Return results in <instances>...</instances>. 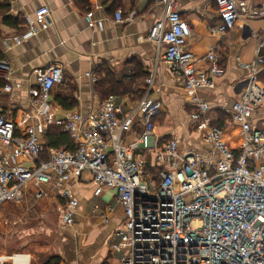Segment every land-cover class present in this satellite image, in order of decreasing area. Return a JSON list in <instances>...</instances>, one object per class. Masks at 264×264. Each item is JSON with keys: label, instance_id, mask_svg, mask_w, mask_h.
I'll use <instances>...</instances> for the list:
<instances>
[{"label": "built area", "instance_id": "1", "mask_svg": "<svg viewBox=\"0 0 264 264\" xmlns=\"http://www.w3.org/2000/svg\"><path fill=\"white\" fill-rule=\"evenodd\" d=\"M155 1L163 14L149 29L148 39L198 104L192 119L213 146L211 153H182L176 138L156 135L163 105L149 90L126 116L120 114L114 95L101 101L98 115L90 121L80 111L57 116L50 94L64 75L60 66L50 65L35 72L39 90L32 97L33 124L24 121L19 134L22 124L0 110V150L9 152L0 159V204L20 199L30 185L35 198L41 199L48 193L46 184L62 187L66 180L90 171L96 193L116 190L124 208L119 239L112 244L123 252L121 264H264V123L256 126L251 119L264 99V83L256 74L264 66V29L255 35L254 73L240 82L241 97L229 104L231 126L224 128L212 123L211 104L200 96L203 89H214L225 73L218 54L210 50L203 57L207 68L197 67L198 60L186 48L192 28L181 16L178 1ZM217 5L222 21L209 29L222 34L235 26L241 13L236 0H217ZM49 13L43 6L36 16ZM257 15L264 18V3ZM134 17L135 12H115L121 23ZM86 18L93 22L91 12ZM96 24L103 28L101 19ZM0 70L11 80L13 70L5 60L0 59ZM87 76L96 81L90 72ZM5 89L11 91L12 85ZM136 116L141 118L140 131L134 141L125 142L123 135L133 129ZM52 125L69 133L74 145L51 148L42 159L41 138ZM228 128L237 129L240 141L235 147L225 138ZM61 195L66 200L62 223L67 227L74 222L79 199L67 189Z\"/></svg>", "mask_w": 264, "mask_h": 264}, {"label": "crops", "instance_id": "2", "mask_svg": "<svg viewBox=\"0 0 264 264\" xmlns=\"http://www.w3.org/2000/svg\"><path fill=\"white\" fill-rule=\"evenodd\" d=\"M177 1L181 16L192 28L186 48L198 60L197 67L207 68L203 57L213 49L225 68V73L216 79V87L203 89L200 96L211 104L212 123L227 127L232 119L229 104L241 97L240 82L254 73L258 41L255 35L264 29V18L257 12L264 0H236L241 17L222 34H213L209 29L222 21L217 0ZM43 6L50 13L38 18L36 11ZM119 9L125 16L135 12L134 20L116 21L115 12ZM89 12L93 22L86 18ZM162 14L163 7L155 0H0V59L13 70L11 80H6L0 70L1 113L22 124L19 134L25 128L24 121L33 124L32 97L39 90L35 72L58 65L64 81L55 85L50 94L55 114L80 111L90 121L98 115L104 99L96 90V83L109 74L107 78L128 87L125 92L110 94L116 97L122 116L149 90L163 105L156 120V135L163 140L176 138L182 153H211L213 146L205 141V132L192 119L198 104L173 74L162 51L158 52L148 39L149 29ZM97 19L103 21V28L96 24ZM29 32L33 34L26 37ZM88 72L96 77L95 82L87 76ZM256 74L264 83V66ZM7 84L12 85L11 91L5 89ZM59 93L74 98L76 105L64 107L58 101ZM213 111L227 113V117L214 116ZM251 119L256 126L264 123V99ZM52 127L63 131L57 125ZM140 128L141 118L136 116L133 129L123 135L124 141H134ZM50 130L41 138L42 159L48 158V151L55 148L47 145ZM232 131L237 129L227 130ZM69 138L70 146L58 148H73L70 135ZM234 139L237 146L238 135ZM4 155L9 156V152L0 150V159ZM45 187L48 193L41 199L35 198L30 185L20 199L0 204L3 264H121L123 252L112 248L125 217L116 190L105 189L97 194L90 171L66 180L62 187L53 182ZM63 189L79 199L74 222L67 227L62 223L66 201L61 195Z\"/></svg>", "mask_w": 264, "mask_h": 264}, {"label": "trees", "instance_id": "3", "mask_svg": "<svg viewBox=\"0 0 264 264\" xmlns=\"http://www.w3.org/2000/svg\"><path fill=\"white\" fill-rule=\"evenodd\" d=\"M107 77H109V74L107 75ZM107 77L101 78L96 83V90L104 95V98H106L110 94L120 93L121 91L125 92L128 90L127 85H125L123 82H120V84H118V82H115L112 78ZM58 99L60 104H62L64 107L72 108L76 105V103L74 102V98H70L63 93H59ZM219 125L221 126V124ZM51 127L52 126H50L48 129L50 130ZM47 139V145L49 147L58 148L61 146L68 147L71 145V139L69 138V135L66 132H63L62 130L55 127L51 128L50 132L47 134ZM157 173L158 170H155L154 175L157 176Z\"/></svg>", "mask_w": 264, "mask_h": 264}, {"label": "rangeland", "instance_id": "4", "mask_svg": "<svg viewBox=\"0 0 264 264\" xmlns=\"http://www.w3.org/2000/svg\"><path fill=\"white\" fill-rule=\"evenodd\" d=\"M213 115L214 116H222V117H227V113L224 115V113H222L221 111H213ZM231 115V114H230ZM230 115H228V119L230 118ZM227 127H230L231 125L227 124ZM225 128V127H224ZM228 130V129H227ZM237 135V131H232L231 133L226 132L225 138L228 141V143L230 144L231 147H234L236 145L235 139L234 137ZM37 203V202H36ZM40 204V203H39ZM10 206H8L9 208ZM9 210V209H8ZM1 211V210H0ZM31 223V222H30Z\"/></svg>", "mask_w": 264, "mask_h": 264}]
</instances>
